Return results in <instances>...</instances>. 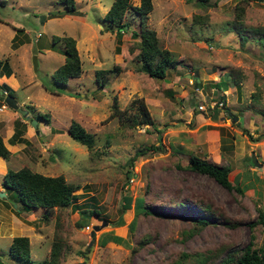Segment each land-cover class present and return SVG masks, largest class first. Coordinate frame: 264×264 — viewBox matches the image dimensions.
<instances>
[{
  "label": "rangeland",
  "instance_id": "374dc122",
  "mask_svg": "<svg viewBox=\"0 0 264 264\" xmlns=\"http://www.w3.org/2000/svg\"><path fill=\"white\" fill-rule=\"evenodd\" d=\"M240 1L152 0L147 23L176 60L164 78H155L140 70L138 49L129 50L139 38L131 35L139 29L132 6L123 17L132 29L119 35L104 20L113 0H74L73 12L65 0H0V59L9 60L19 84L5 83L28 110L26 141L9 143L11 154L0 156V190L6 170L21 166L62 174L77 186L75 204L53 208L47 219L41 208L17 211L10 197L0 196L1 264H17L6 253L14 235L29 237L33 259L47 257L60 238L56 264H171L182 252L218 264L250 241L264 246L262 224L256 223L264 213V139L253 141L243 130L253 137L264 133V38L252 31L264 30V0L245 3V40L234 27ZM53 35L75 37L82 62L80 75L64 85L52 78L65 59L53 47ZM99 68L113 69L104 85L96 81ZM221 78L229 81L225 89L215 83ZM3 82L0 106L1 92L8 90ZM140 101L153 124L130 118L141 115ZM21 117L7 104L0 110L6 140ZM29 117L39 120L36 126ZM72 120L95 133L92 149L66 131ZM149 144L162 149L136 156L131 165L135 151ZM252 152L261 166L250 162ZM190 153L228 164V178L243 191L189 168ZM124 195L130 197L128 208L122 206ZM79 209L89 215L82 217ZM199 217L207 222L194 221Z\"/></svg>",
  "mask_w": 264,
  "mask_h": 264
},
{
  "label": "trees",
  "instance_id": "16d2710c",
  "mask_svg": "<svg viewBox=\"0 0 264 264\" xmlns=\"http://www.w3.org/2000/svg\"><path fill=\"white\" fill-rule=\"evenodd\" d=\"M200 1L205 2L207 0ZM247 1L248 0L240 1L237 11V18L239 19L234 23V27L237 29L243 40H245L248 36L247 34H245V31L248 32V29L244 26L240 15L242 14L245 3ZM65 3L67 4V10L71 12L77 10L74 0H65ZM131 6L136 11L139 17L138 30L132 29L129 23L123 20L125 11ZM152 8V0H141L139 5H133L131 0H113L104 14V20H106L111 25H115L116 33L119 35L121 34V31L131 28V35L134 38L139 36V38L135 39L134 43L130 45L129 50L133 52L135 51V49H138L134 54V58L141 62L140 70L146 72L152 77L164 78L166 76L167 69L173 67L176 63V60L172 56L171 51L160 44L155 29L151 28L147 23L148 12H150ZM195 18L196 20L200 19L197 16ZM20 29L21 27L16 28V30ZM252 31L255 34L257 33L259 38H264V30L258 28ZM16 38L17 33L13 36V39ZM23 40H20L17 44L19 45L20 42H23ZM55 41H60L61 44L63 43V46H55ZM52 43L53 47H56L65 55L64 62H62L52 72V78L59 85H64L67 83L70 77L78 76L82 71V62L76 46V39L71 35H53ZM118 49L120 50V48ZM118 70L119 66L116 65L114 67V71ZM12 71L13 70L9 63V60L0 59V75H9L12 73ZM112 71L113 69H96L97 83L99 85H104L107 82V77L105 76V74ZM238 82L239 80L233 79V83L235 85H237ZM215 83L218 87H224L225 89L229 84V81L223 80L221 78L218 82ZM195 84L197 86L201 85L203 88H205L201 81H199V79L196 77ZM1 85H6L8 87V90L6 91L7 94H12V89L8 86V84L3 82ZM1 93L3 95L1 99L2 101H4V94L3 92ZM139 103V110L141 112V115H139V113H136L131 115L130 118L134 121V123L138 122L140 124H153V118L151 117L146 104L144 103V101H140ZM27 116L28 115H25V117L15 119L14 130L8 140H6L0 133V156L8 157L11 154L9 143L16 144L26 141L24 137L25 130H23L25 121H23L22 119L26 118ZM41 116L47 119L48 113H41ZM31 118L32 117H29L30 120ZM243 130L248 133L253 141L264 139V133L253 137L247 129ZM66 131L74 140L86 145L89 149H92L96 142L95 133L87 130L77 120H72L69 123ZM161 149L162 146L160 145H143L135 151L134 155L131 158L130 164H133L136 156L146 153L148 150L157 151ZM187 165L193 170L205 173L213 177L217 182L228 189L243 191V189L237 183L233 184L228 178V173L231 170V167L228 164H218L212 160H209L208 158L190 153ZM2 186L4 188L3 191L5 192L4 197L7 198L3 200L8 201V197H10V205L12 207H15L17 211L41 208L45 210L43 213V217L46 219L50 217L49 213L53 208L75 204L74 190L77 186L71 182H68L62 174H43L39 171L32 170L28 166H21L16 169L9 168L3 174ZM123 197V208L130 207V197L126 195H124ZM79 210L82 217L89 215L90 211H87L86 209ZM91 210L95 213L98 212L94 208ZM145 211H150V209L146 208ZM193 219L201 225L207 222L201 217ZM121 222L115 221L112 225L121 224ZM256 223L262 224V228L264 230V213H259L258 218L256 219ZM103 241L104 240H102L101 242ZM62 250L63 244L61 239L55 238V240L51 244V248L47 257L43 259H33L31 255L29 237L27 235H14L11 239V242L8 246V251L6 253L9 258L13 259L15 262H17V264H56L60 260ZM1 263L2 261L0 257V264ZM171 264L208 263L206 262V258L202 254L189 256L188 253L182 252V258L180 260L172 261ZM218 264H264V246H253V242L250 241L244 246L241 251L232 250L228 252L220 259Z\"/></svg>",
  "mask_w": 264,
  "mask_h": 264
},
{
  "label": "water",
  "instance_id": "95a60500",
  "mask_svg": "<svg viewBox=\"0 0 264 264\" xmlns=\"http://www.w3.org/2000/svg\"><path fill=\"white\" fill-rule=\"evenodd\" d=\"M33 63H34V68L36 69L37 68V57L34 56L33 57ZM4 101L5 103L10 106L11 108L13 109H16L18 112H20V114L22 115H28V110L27 109H24L22 107H20L15 99V97L12 95V94H6L5 97H4ZM234 119H235V116H234ZM31 124L33 126H36L37 125V119L32 117L31 120H30ZM250 159L252 161L253 164H255L256 166H261V162L258 161L256 155L254 152H252L251 156H250ZM5 194L4 191H0V196H3ZM106 224V221H104L103 225ZM94 229H98V225H94Z\"/></svg>",
  "mask_w": 264,
  "mask_h": 264
},
{
  "label": "crops",
  "instance_id": "0c3cea01",
  "mask_svg": "<svg viewBox=\"0 0 264 264\" xmlns=\"http://www.w3.org/2000/svg\"><path fill=\"white\" fill-rule=\"evenodd\" d=\"M17 28V27H16ZM15 28V29H16ZM25 31V30H24ZM47 50V48H46ZM13 70V68H12ZM14 77H15V71L13 70L11 74L9 75H6V74H2L0 75V82H7L9 85L11 86H18V82L14 81ZM1 110V109H0ZM16 110V109H15ZM8 116V114H7ZM6 116H4V119H5ZM3 118H0V120L2 121ZM23 121H25V119H22ZM9 130V129H8ZM10 132H13V130L10 129ZM1 133V132H0ZM2 134V133H1ZM12 134V133H11ZM4 136V135H3ZM5 138V136H4Z\"/></svg>",
  "mask_w": 264,
  "mask_h": 264
},
{
  "label": "built area",
  "instance_id": "2783aa9c",
  "mask_svg": "<svg viewBox=\"0 0 264 264\" xmlns=\"http://www.w3.org/2000/svg\"><path fill=\"white\" fill-rule=\"evenodd\" d=\"M2 92H3V94H6V90H3ZM220 103H223V100H222V99L220 100ZM5 105H6L5 101H3V102H2V105L0 106V109L4 108ZM200 106L203 107V105H200Z\"/></svg>",
  "mask_w": 264,
  "mask_h": 264
}]
</instances>
